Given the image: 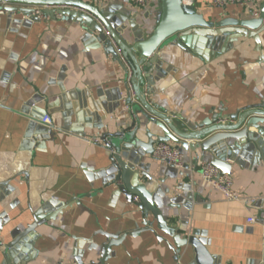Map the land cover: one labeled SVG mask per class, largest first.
<instances>
[{
  "label": "crops",
  "instance_id": "0c3cea01",
  "mask_svg": "<svg viewBox=\"0 0 264 264\" xmlns=\"http://www.w3.org/2000/svg\"><path fill=\"white\" fill-rule=\"evenodd\" d=\"M84 1L110 11L119 25L145 29L148 36L162 13L161 0H149L146 7H137L132 0ZM185 3L207 21L247 19L255 11L251 6L221 8L215 0ZM6 7L23 6L0 4V264L18 237L17 249L29 264H77V259L89 264L92 258L99 259L98 251L89 249L105 241L103 233L133 232L138 234L112 248L108 264H178L173 239L155 222L153 231L146 230L135 199L129 203L121 195L113 200L114 188L104 189L97 175L109 165L108 136L134 123L144 143L149 132L162 135L144 117L128 115V108L119 106V89L124 95L127 84V62L123 59L122 66L110 56L96 36L87 40L86 30L75 21L47 15L33 21L4 11ZM260 38L261 52L247 38L232 44L224 37L204 46L189 40L168 44L159 55L162 74L152 73L159 79L151 100L169 116L192 123L264 104V32ZM62 87L69 103L79 104L77 95L71 97L78 91L84 103L89 100L98 106L84 109V119L78 114L72 117L71 127L81 128L83 135L63 131L65 114L58 101ZM43 113L53 122L49 134ZM184 161V169L170 172L153 155L144 160L153 178L149 191H169L162 212L170 227L182 237L198 231L221 264H264V161L232 163L230 176L238 196L234 201L191 171L192 165L212 163L210 154L184 152ZM188 194L193 195L191 200ZM177 198L186 202L171 203ZM60 205L66 206L62 213L56 210ZM41 211L56 212L22 237ZM250 218H255L254 224L248 223ZM147 220L153 221V216Z\"/></svg>",
  "mask_w": 264,
  "mask_h": 264
},
{
  "label": "water",
  "instance_id": "95a60500",
  "mask_svg": "<svg viewBox=\"0 0 264 264\" xmlns=\"http://www.w3.org/2000/svg\"><path fill=\"white\" fill-rule=\"evenodd\" d=\"M0 4L23 6L6 7L4 11L11 14L21 13L33 21L38 20L33 17L36 8H43V14L48 17L60 16L66 21H75L86 30L87 40L96 36L98 44L104 45L110 56L122 66L123 59L127 62V74L129 69L132 72V88L126 84L124 95L119 89V106L127 107L128 115L135 118L144 117L148 123L160 129L162 135L154 136L149 132L147 142L144 143L138 139L139 131H136L134 123L128 130L108 136L110 139H106V147L110 153L109 165L97 175L103 179L104 189L114 188L113 200L121 195L126 197L129 203L135 198L139 199L136 206L142 213L146 230L153 231L155 222L160 231L173 239L174 246L171 248L175 250V261L178 264H183L180 260L185 261L184 264H221L219 259L211 256L205 239L200 237L198 231H192L190 235L182 237L179 230L170 227L164 219L163 200L169 191L164 192L160 188L149 191L148 185L153 182V178L149 175L148 164L144 160L153 155L158 143L167 142L173 143L184 152L195 153L201 150L210 154L212 164L224 175L231 174L232 163L241 164L242 160L264 161V104L237 110L233 114L220 112L211 118L192 123L181 117L169 116L167 111L151 100L155 93L153 87L159 79L153 78L152 73L158 70L162 74L160 52L165 46L178 40H185L187 43V40L196 41L204 46L223 37L231 41V44L239 38H247L253 39L261 52L260 34L264 32V2L259 9V17L250 12V18L247 19L225 18L207 21L193 5L185 3V0H161V17L149 36L145 35V29L136 25H119L110 11H101L84 0H0ZM61 92L58 101L62 105L61 112L65 114L63 131L83 135L81 128L71 127L72 117L78 114L76 117L84 119V109H97L98 106L89 100L84 103L78 91L71 93V97L74 99L77 95L79 104H71L64 87ZM45 116L47 114L43 113L41 119ZM47 131L49 134L50 128ZM228 160L231 163H228ZM168 169L170 172L177 171L172 167ZM192 198L193 195L188 194L187 199ZM170 200L171 203L186 202L182 198ZM64 207L66 206L60 205L56 210ZM55 212L36 213L33 223L21 236L33 233L38 226L54 218ZM150 215L153 216V221L147 220ZM2 230L0 217V232ZM137 234L138 232H133L116 236L103 233L105 241L89 249L90 252L98 251L99 259L95 261L92 258L89 264H108L113 255L112 248L121 245L128 235ZM18 242L19 237L8 245L4 264H29V258L17 249ZM190 254L193 256L188 261ZM77 264L84 262L77 259Z\"/></svg>",
  "mask_w": 264,
  "mask_h": 264
},
{
  "label": "built area",
  "instance_id": "2783aa9c",
  "mask_svg": "<svg viewBox=\"0 0 264 264\" xmlns=\"http://www.w3.org/2000/svg\"><path fill=\"white\" fill-rule=\"evenodd\" d=\"M134 5L137 7H146L149 0H132ZM215 5L221 8H226L230 5H238L242 7H254L255 11L254 15L259 17L260 15V6L261 0H215ZM33 17L41 20L45 15L43 14V10L36 9ZM132 78V72L129 69L127 84L131 89L130 80ZM120 83H123L122 81ZM42 123L47 125L50 129L53 127V122L51 117L45 116L42 119ZM99 143V141H95ZM153 158L163 165H167L168 167H172L177 171L184 169L185 161H184V151L177 148L175 145L167 142L158 143L155 146L153 152ZM191 171L193 173H199L200 176L206 181L213 189L221 191L225 198L229 201H234L238 199L236 192L233 189V179L230 175L222 174L211 162H202L199 165H192ZM135 202L139 203V199L135 198ZM249 224L255 223V218H250L248 220ZM1 245V233H0V249ZM66 264V263H61Z\"/></svg>",
  "mask_w": 264,
  "mask_h": 264
}]
</instances>
